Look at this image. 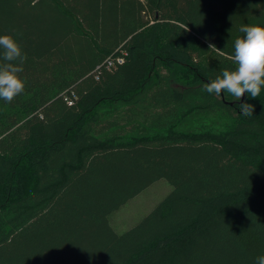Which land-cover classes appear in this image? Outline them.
Wrapping results in <instances>:
<instances>
[{"label": "trees", "instance_id": "16d2710c", "mask_svg": "<svg viewBox=\"0 0 264 264\" xmlns=\"http://www.w3.org/2000/svg\"><path fill=\"white\" fill-rule=\"evenodd\" d=\"M246 24L264 27V0H0V35L27 54L23 93L0 99V264H256L264 86L202 90L235 69Z\"/></svg>", "mask_w": 264, "mask_h": 264}, {"label": "clouds", "instance_id": "9594fccd", "mask_svg": "<svg viewBox=\"0 0 264 264\" xmlns=\"http://www.w3.org/2000/svg\"><path fill=\"white\" fill-rule=\"evenodd\" d=\"M244 35L234 41V53L230 59L235 64L234 70L224 69L221 75L203 85L204 91L221 96L227 92L236 101L248 94L255 99L264 86V27L259 25H242L239 29ZM209 49H217L209 44ZM0 99L11 103L25 89V82L20 74L27 60L17 40L8 34L0 35ZM18 61V63H16ZM240 111L245 116L253 115L254 105L244 102ZM256 264H264V255L256 258Z\"/></svg>", "mask_w": 264, "mask_h": 264}, {"label": "rangeland", "instance_id": "374dc122", "mask_svg": "<svg viewBox=\"0 0 264 264\" xmlns=\"http://www.w3.org/2000/svg\"><path fill=\"white\" fill-rule=\"evenodd\" d=\"M170 190L171 185L165 179L154 182L110 216L112 226L117 232L132 227Z\"/></svg>", "mask_w": 264, "mask_h": 264}, {"label": "built area", "instance_id": "2783aa9c", "mask_svg": "<svg viewBox=\"0 0 264 264\" xmlns=\"http://www.w3.org/2000/svg\"><path fill=\"white\" fill-rule=\"evenodd\" d=\"M121 61V59H119V62Z\"/></svg>", "mask_w": 264, "mask_h": 264}]
</instances>
